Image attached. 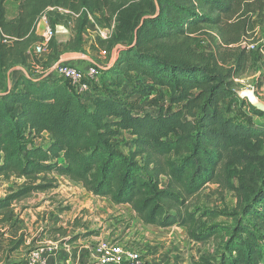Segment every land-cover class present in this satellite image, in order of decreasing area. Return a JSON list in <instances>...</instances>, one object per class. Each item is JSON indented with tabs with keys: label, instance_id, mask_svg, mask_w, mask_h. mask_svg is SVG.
<instances>
[{
	"label": "trees",
	"instance_id": "obj_1",
	"mask_svg": "<svg viewBox=\"0 0 264 264\" xmlns=\"http://www.w3.org/2000/svg\"><path fill=\"white\" fill-rule=\"evenodd\" d=\"M9 1L0 0V177L25 181L0 198V216L7 218L18 200L56 188L53 175H59L130 205L146 225L185 227L190 240L214 242L220 252L207 264H264V123L229 115L240 100L251 115L264 116L235 87L255 51L231 45L251 28L249 19L226 30L239 0H20L13 18ZM97 12L114 18L109 26L101 22L114 30L95 39L119 47L104 77L111 89L122 93L128 85L129 92H95L84 100L66 80L30 73L10 78L12 68L28 66L41 14L53 28L75 23L62 51L56 37L50 41L54 60L82 51L89 15ZM213 30L222 41L217 50H196L197 36ZM161 88L180 108H131L134 95L145 98ZM126 132L129 152L119 140ZM40 138L45 146L36 143ZM210 183L234 191L236 206L191 203ZM222 216L231 223L218 222ZM22 242L12 240L10 249Z\"/></svg>",
	"mask_w": 264,
	"mask_h": 264
},
{
	"label": "rangeland",
	"instance_id": "obj_2",
	"mask_svg": "<svg viewBox=\"0 0 264 264\" xmlns=\"http://www.w3.org/2000/svg\"><path fill=\"white\" fill-rule=\"evenodd\" d=\"M19 2L20 0H10L8 6V15L10 17L17 14ZM106 16L109 19L103 17L101 12H97L95 16L96 23L101 27L103 26L102 23L108 26L112 24L114 18L110 14H106ZM246 19L250 20L251 28L249 27L247 33H243L241 38H247L255 42L259 49L250 51L251 58L247 70L237 78L235 87L238 90L240 98L244 97L251 103L250 99L253 100L255 96L256 99L264 104V52L260 50V48L264 46V0H239L236 13L231 16L230 19H227L229 22L228 27H226L227 32L235 28L233 25H238L242 20ZM66 26L69 33H65V35L61 36L70 38L75 23L69 21ZM204 33L206 34H199L197 36L199 38V43L196 46V50L215 52L218 45L222 42L221 37L219 38L216 35L218 31L213 30V32ZM94 35L95 32L93 29L88 28L83 34L82 51L64 52L63 54L80 53V56L83 57L84 60H87L88 58L85 57L88 56L95 58L98 60L97 65H99L102 70L99 77L103 79L101 82L104 84V91H106V93L114 92L116 95H123L129 92L130 87L128 85L122 93L119 89H111L104 77V70H107L113 59H116L119 47L109 43L101 44L100 40L95 39L96 37H94ZM58 36L60 35H57V41ZM238 42L239 41L234 42L231 45H236ZM102 67L106 69H102ZM129 80H131V78H129ZM247 96H249L250 99ZM130 105L131 108L138 113L146 111L157 113L160 108H164L166 112H170L180 108V105L171 102L170 91L166 88H161L145 98L140 97L138 94L134 95L130 100ZM251 114L252 112L246 104H242L240 100H235L229 115L237 122L245 124L254 123L258 125L264 123V116H253ZM119 140L125 151L129 152V144L132 140L130 133H124L119 137ZM35 141L41 146H45L46 144L45 138L36 139ZM53 176L57 179L56 188L47 191H37L26 198L16 201L13 205L12 212L7 218L0 216V245H2V243L4 244V242H9L10 244L8 239L16 240L23 238L20 247L22 246L25 253L29 247L35 249L37 247L49 245L50 241H54L53 237H58V240H61L62 243L66 241L65 238L71 243L77 242L80 239L85 240L100 236L101 230L104 229V227L106 228L107 222L114 219L116 214L118 217L121 215L129 216L130 207L125 208L120 206L118 207L120 208L119 210H113L114 206L110 198L95 196L88 192L82 184L75 183L67 177L59 175ZM24 181L23 178H18L16 176H12L8 179L0 177V198L20 188L24 184ZM167 182V178L162 177V185L165 186ZM60 186L73 187L76 190L75 194L81 201L80 206H73L69 202L65 203L67 201V199H65V193H55ZM191 203L206 208H216L220 210L233 209L236 206L237 197L234 191L222 188L216 183H210L191 199ZM100 214L103 216L101 218L103 226L95 227V218L99 217ZM136 219H138V216L127 217L129 223H133V220L135 221ZM127 221H124V223ZM217 221L221 223H231V220L224 216L220 217ZM122 223L119 225H122ZM136 224L139 227L137 226L138 228L134 230V233H136L137 236L139 235L138 233L142 235L138 236L140 239L135 241V243H137V247L143 249L142 251L145 252V257L148 258L152 264H207L208 260L213 256H217L220 252L217 244L214 242L201 244L190 240L185 227H160L161 229L156 231L153 225H146L139 220L136 221ZM125 229L126 226L119 235H122ZM147 236L149 237L148 240L144 241V238ZM146 241H148L149 244L147 247L145 245ZM9 244L7 245L10 249L12 245ZM94 244L95 243H91L90 247H95ZM158 250H160L161 253L158 255L161 261H158V258L154 259L150 257L153 251ZM29 252L26 253L28 254ZM27 254H25V258Z\"/></svg>",
	"mask_w": 264,
	"mask_h": 264
},
{
	"label": "crops",
	"instance_id": "obj_3",
	"mask_svg": "<svg viewBox=\"0 0 264 264\" xmlns=\"http://www.w3.org/2000/svg\"><path fill=\"white\" fill-rule=\"evenodd\" d=\"M10 3V1H9ZM8 3V6H9ZM9 18H13L10 17L8 15ZM58 35V50L62 51L64 43L69 39V37H65V36H61V35H65V33H59ZM57 37V36H56ZM37 43H35L33 46H31V48L28 50L27 52V63L28 66L27 67H14L11 69L10 73L11 79H15L16 77H18L20 74L22 73H30L32 76L34 77H39L42 74V71L40 69V67H44L46 65L52 66L55 63H57L58 61H60L61 59L66 60L67 62L78 66L80 69L83 70H87L89 68L90 65L93 64H97L98 60H96L95 58H91V57H85L88 58L87 60H84L83 57H81L80 53H65L62 54L61 53V57L59 59H52L50 56L53 53L54 49H47L41 53H35V47H36ZM116 59H113L112 63L108 66H112L115 63ZM46 75V77H52L54 76L53 73L50 74H43ZM102 81V79H101ZM99 82V85H95V92L98 95H104L106 93V91H104V84L103 82ZM110 89V88H109ZM110 91V90H109ZM132 137V136H131ZM61 188V190H60ZM65 188V189H62ZM65 193V199H67V201L65 203H70L73 206H80L81 201L79 200L78 196L75 194L76 190L73 187H63L60 186L55 193ZM111 200V199H110ZM113 203V202H112ZM113 210H119L120 206H123L125 208L130 207V213L129 216L128 215H121L118 217V215L116 214L114 216V219L110 220L107 222L106 224V228L104 227V229L101 230V235L94 237V238H90V239H80L77 242H69L67 241V238L65 242H61V240L59 241L58 237H53L54 241H50L49 245H46L45 250H44V257L47 260V264H99L97 262V257L95 254V247H90L91 243H95L94 245L97 244V242H99V240L105 238V237H110V236H121V239L123 240V242L130 246H137V243H135V241H138L140 239V237H138L139 235H142L141 233H138L139 235L137 236L136 233H134L139 226L136 224V221L139 220L141 222H143L139 217L138 219H136L135 221L133 220V223H129L127 221V217H135L137 216L135 211H133V209L131 208L130 205L128 204H121V205H116L113 203ZM103 216L100 214L99 217L95 218V223L94 226L95 227H102V221L101 218ZM103 220V219H102ZM124 221H127L126 223H124ZM123 222V223H122ZM120 223H122V225H119ZM60 226V225H58ZM126 226V229L123 231L122 235H119V233L122 231V229ZM138 226V227H137ZM154 229L156 231H158V229H161L159 226L153 225ZM106 230V231H105ZM10 234V233H8ZM138 237V238H137ZM148 236L146 238H144L145 240H148ZM11 241L12 239H8ZM14 240V239H13ZM63 240V239H62ZM96 241V242H95ZM9 244V242H4V244L2 243V245H0V264H28L27 260L25 258V254H27L26 252H29L31 249H33V247H29L27 248V250L23 251L22 246L19 247L18 249L15 250H11L9 249V246L7 245ZM9 244V245H10ZM139 245V244H138ZM146 247L149 246L148 241H146ZM24 246V245H23ZM11 248V247H10ZM35 248V247H34ZM9 249V250H7ZM143 250V249H142ZM161 250V249H160ZM160 250L158 251H153L150 255V257L152 258H158V261H161L159 259V253ZM167 252V251H166ZM145 254V252H144ZM161 254V253H160ZM148 259V258H147ZM149 263L152 264L149 260Z\"/></svg>",
	"mask_w": 264,
	"mask_h": 264
},
{
	"label": "built area",
	"instance_id": "obj_4",
	"mask_svg": "<svg viewBox=\"0 0 264 264\" xmlns=\"http://www.w3.org/2000/svg\"><path fill=\"white\" fill-rule=\"evenodd\" d=\"M97 14H90V23L86 28H92L95 32L94 37L100 36L103 39H108L114 30V24L111 27H101L96 23ZM36 34L39 36V41L35 47V53H41L49 48L50 41L59 33H69V30L64 25H57L55 28L51 26L46 13L41 14L36 23ZM244 49L256 50L259 47L257 44L247 38H243L236 44ZM264 52V46L260 48ZM42 74L39 77H46L43 74L53 73L55 79L66 80L70 83L73 91L81 96L84 100L88 96L95 93L92 82H98L101 67L97 64L90 65L87 70L80 69L78 66L61 59L54 65L44 68L40 67ZM102 69H106L102 67ZM237 80V79H236ZM244 98V97H243ZM46 247H37L31 250L26 257L28 264H47L44 257ZM95 254L99 264H149V260L145 257L144 252L137 246L130 247L126 245L120 236L105 237L95 245Z\"/></svg>",
	"mask_w": 264,
	"mask_h": 264
},
{
	"label": "water",
	"instance_id": "obj_5",
	"mask_svg": "<svg viewBox=\"0 0 264 264\" xmlns=\"http://www.w3.org/2000/svg\"><path fill=\"white\" fill-rule=\"evenodd\" d=\"M251 104L254 105L257 109L264 111V104L260 102L258 99L254 102L251 101Z\"/></svg>",
	"mask_w": 264,
	"mask_h": 264
},
{
	"label": "bare ground",
	"instance_id": "obj_6",
	"mask_svg": "<svg viewBox=\"0 0 264 264\" xmlns=\"http://www.w3.org/2000/svg\"><path fill=\"white\" fill-rule=\"evenodd\" d=\"M254 95V94H253ZM249 99H250V97L249 96H247ZM252 102H254V101H256L257 99H256V97L254 96V99L252 100V99H250Z\"/></svg>",
	"mask_w": 264,
	"mask_h": 264
}]
</instances>
